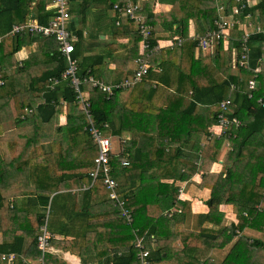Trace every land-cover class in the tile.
<instances>
[{
    "label": "trees",
    "instance_id": "1",
    "mask_svg": "<svg viewBox=\"0 0 264 264\" xmlns=\"http://www.w3.org/2000/svg\"><path fill=\"white\" fill-rule=\"evenodd\" d=\"M69 1L70 13L80 5L84 18L90 0ZM50 2L0 0V34L10 31L14 23L30 18L47 24L55 13L47 8ZM253 9L264 16V0ZM136 13L153 26L150 43L155 47L164 31L187 36L190 20L203 31L205 27L213 28L217 7L216 0H173L169 11L155 12L153 0H145ZM117 15L121 22L117 24L116 37L131 39L129 60L137 59L142 37L133 19ZM68 28L75 36L72 56L81 59L78 75L83 79L92 73L94 64L81 58L83 30L76 27L75 19L70 18ZM263 39L253 35L249 43ZM32 43H36V48L20 65L15 54ZM196 46L190 40L161 53L153 51L151 68L125 101L119 88L108 95L98 86L82 82L80 88L87 91L91 102L90 121L77 102L70 78L62 77L68 64L55 36L21 33L2 40L0 66L5 83L0 86V231L4 241L0 254L13 252V264H31L29 261L41 258L43 253L37 243L41 227L47 217V223L55 225L52 211L60 205L65 209L62 203L55 204V196L51 195L60 186L85 185L89 188L83 190L82 200L68 213L69 220L77 216L72 215L74 211L81 215L88 234L65 240L64 244L81 245L87 255L84 249L94 239L96 246L109 248L102 264H140L137 237L150 250V264H264V106L258 101L264 99V69L259 67L264 50L252 47V69L239 67L238 75L231 72L221 41L210 55L200 49L196 56ZM174 55L183 57L182 61L172 59ZM159 61L162 69L158 72L152 68ZM13 68L16 69L12 71ZM256 68L260 69L259 87L249 96L247 85ZM52 76L60 78L53 89L47 87ZM232 83L240 89L231 94L228 115L241 123L233 124L221 135L213 134L209 128L217 123L220 102L229 96ZM6 104H11L14 118L13 126L7 129L3 126L10 119ZM105 121L108 127L102 126ZM92 126L114 137L130 132V137L120 140L118 147L114 144L116 153L110 156L108 173L118 183L126 208L133 213L132 223L109 198L105 174L101 172L95 180L90 175L98 155ZM205 137L208 141L202 144ZM225 142H229V148L222 170L211 172ZM182 147H190L189 154L196 158L183 162L179 158L184 153ZM197 173H202L200 185L209 187L211 194L205 202L209 211L198 215L200 227L193 229L186 226L193 213L191 202L180 198L176 181L190 179ZM222 204L232 206L238 222L223 224ZM205 222L212 225L205 226ZM108 223H112L111 232ZM246 228L260 231L263 238L245 235ZM28 237L32 241L24 249ZM234 238L223 260L212 258L214 249L225 247ZM176 240L181 241L182 247L174 248ZM50 259V263H61L49 252L44 253V264Z\"/></svg>",
    "mask_w": 264,
    "mask_h": 264
},
{
    "label": "crops",
    "instance_id": "2",
    "mask_svg": "<svg viewBox=\"0 0 264 264\" xmlns=\"http://www.w3.org/2000/svg\"><path fill=\"white\" fill-rule=\"evenodd\" d=\"M112 1L113 0H90V2L86 5V13L84 18L81 12L79 11L81 9L80 5L77 6V9L75 8V10H72V16H71V19H75L76 27L78 29L83 30V37L81 39V43L79 44L81 45L80 47L82 53L81 58H88V63L94 64L93 71L90 74H92V76L96 80L102 81L108 85H113L122 80H125L126 78L131 77L137 67V62H136L137 59L129 60L130 53L128 52L130 46L132 45L131 39L129 37H116L118 36L116 35L117 26H118L117 19H119V21L121 22V18L117 17L118 15L115 12L114 8L110 6L111 5L110 3H112ZM144 1L145 0L136 1L137 4L139 5V9L141 8ZM229 1L232 4L234 3V0H222V2H224L225 4H227ZM260 1L261 0H253L251 5H249L246 8L243 14L249 13L251 17L249 19L242 18L243 22L240 25H236L234 28L231 29L230 33L232 34L233 38H231L228 41H221L223 50L226 53L227 62L231 68V72L237 73L238 75L240 74V71H239V66H237V59L240 54V49L238 48V45L240 44L236 38L242 35L248 29L246 23L247 20L253 23H257V21L260 19L259 22H263L264 16H260L259 11L257 9L252 10V8L257 6ZM118 2L120 1H116L115 3ZM172 6H173V0H165L163 2L158 0H153V10L155 12L169 11L172 8ZM124 22L125 21H123L122 24H124ZM204 31L198 28L194 20H190L189 32L188 35L185 37H188L192 34H202ZM160 34L161 37H159L157 40L158 49L155 51V53L157 52L161 53L162 50L170 47L169 45L170 40L174 39L177 36H182L179 33H175L174 31L172 32L164 31ZM251 43H252L251 45L250 43H248L250 50H252V47H258V46H260L264 50V39L251 41ZM217 45L218 44H216L214 52H205L203 50L202 51L205 55L213 54L217 51ZM35 48H36V43L27 44L15 54V58L17 59L20 65H22L23 60L26 59ZM199 50L200 49L196 46V51H195L196 56H198ZM139 51L141 54L142 52L141 41L139 44ZM171 55L173 54H170V56ZM40 58L42 59V57ZM172 59L180 63L183 57L179 55H174L172 56ZM79 60L81 61L80 57ZM79 60L77 59V61ZM260 62L263 63V64L261 63L262 65L260 64L259 66L262 70L264 69V57L262 58L261 61L259 60V63ZM159 64L160 61L158 62V65H156L155 67L153 66L152 69L159 72L162 69V66ZM232 66L236 67L237 69L233 71ZM14 69L16 68H13L12 71H14ZM258 87H259V82H258ZM131 89L132 88L127 90H122L121 93L122 101H125L129 98V93ZM6 111L9 114L10 119L4 122L3 126L4 128L7 129L8 128L6 127L7 125L13 126V124H11L12 120L14 123L13 108L11 104L10 105L6 104ZM62 117H63L62 119L65 118L64 115ZM209 130L213 134L221 135V129L219 128L217 123L212 125L209 128ZM129 137H130V132H124L122 136L116 135V138L119 140H124L125 138H129ZM207 141H208V137H205L201 143L205 144ZM228 148H229V142H225L224 148L222 152L219 154L217 161H215L210 168L211 172L219 173L222 170L223 167L222 162ZM182 149L184 153H181L179 158L183 162L186 161L191 162L196 158V157L193 158V156L189 154L190 147H182ZM181 169H184L183 164L181 165ZM201 181H202V173H197L193 177L187 180L176 181L177 186H180L179 189L180 190L182 189V192L180 191V198L188 199L191 202L193 213L192 216L189 219H187L186 226L193 229L195 228L199 229L200 227L198 215L209 211V207L205 202L210 197L211 190L209 187H202L200 185ZM88 188L89 186H85V185L74 188H69V186H60V189L56 190L51 195V198L55 196V204L62 203V205H65V209L63 210L60 208L61 206L60 205L59 209L57 210L55 209L54 211H52V213H54L53 217L56 220V224L53 225L51 223L49 224L48 222V229L52 234L51 247L48 250V252L50 253L51 256H54L59 260H61L60 264H102V262L105 261L104 256L109 254V248H106L103 244H98V246H96L94 244V239L90 241L87 249L86 248L84 249L87 255L83 253L81 249L82 248L81 245L66 246L64 244L65 240H74L75 238L81 239L86 234H88L87 232L88 227H86L85 225L86 222H84L81 215H78L77 212L74 211V214L72 215H77V216H75L72 220H69V215L71 213H68V211H71V208L75 205V203H79L82 200L83 190ZM18 200L20 202L22 199L19 198ZM10 201L11 202L14 201V198H11ZM220 209L225 214L223 224L238 222L236 213L234 212L231 205L222 204L220 206ZM204 225L211 226L212 224H210L209 222H205ZM107 228L108 231L111 232L112 223H108ZM243 233L245 235L253 234L255 236L253 235L252 236L255 238H263V233L251 228H246ZM235 240L236 238H234V240L230 244L226 245L223 248L214 249L211 254L212 258H214L216 261L223 260V258L225 257V255L228 253L231 246L235 242ZM3 241H4L3 233L2 231H0V244ZM31 241H32L31 237L25 239L24 249H26L29 246ZM173 246L174 248L175 247L180 248L182 247V243L180 240H176L173 243ZM8 254H14V253L8 252ZM49 261H53V260L52 259L48 260V264H56L55 262L50 263ZM29 262H31V264H39V259ZM0 264H8V263L1 261Z\"/></svg>",
    "mask_w": 264,
    "mask_h": 264
},
{
    "label": "built area",
    "instance_id": "3",
    "mask_svg": "<svg viewBox=\"0 0 264 264\" xmlns=\"http://www.w3.org/2000/svg\"><path fill=\"white\" fill-rule=\"evenodd\" d=\"M253 0H234L232 4L230 1L225 4L222 0H216L217 18L214 20L213 28H206L202 34H192L188 37L177 36L170 40V47L183 45L185 42L193 40L199 49L205 52H214L216 44L220 41H228L232 37L231 29L236 25H240L242 18L249 19V13L243 14L246 8L251 5ZM48 9L53 10L54 16L51 17L47 24H43L36 18H30L28 21L14 23L11 30L0 34V44L2 40L8 36H16L17 34L25 33L27 35H43L55 36L60 44V50L63 56L66 57L68 64L67 70L62 74L63 78H70V86L76 92V99L80 108L84 109L90 121H93L91 115V102L86 91L80 88L82 82H90L93 86H98L108 95H112L115 89L127 90L133 88L138 82L142 81L144 75L151 68L150 54L158 49V45L152 47L150 43V36L152 34L153 26L146 21V18L136 13L139 5L134 0H126L124 2L114 3L113 8L117 14L122 16L127 15L134 20L139 34L141 35V55L137 58V67L133 75L125 80H122L113 85L105 84L102 81L96 80L92 74H87L83 79L78 75V61L72 56L75 50L74 39L75 36L71 34L68 28V21L71 18L70 1L69 0H51ZM260 20V19H259ZM253 23L247 20L248 29L236 39L240 44V54L237 59V66L252 69L251 50L249 47V40L253 35H261L264 37V17L263 22ZM120 21L117 19V24ZM262 60L261 58L259 59ZM258 68L254 69L253 77L248 81L247 92L249 96L258 88ZM5 83L3 78V68L0 66V86ZM60 83V78L52 76L49 78L48 88H55L56 84ZM240 89L239 85L232 83L230 86V93L225 99L220 102V109L217 114V125L221 129V133L228 130L233 124L239 125L241 121L237 117H229L228 111L231 108L232 98L231 94ZM259 102L264 106V99L259 98ZM108 122L105 121L103 127H108ZM93 139L98 145V155L95 158V166L90 172V175L95 180L101 172L105 174L104 183L110 189L109 198L115 201V204L120 208V214L125 217L128 223L134 220L133 213L126 208V201L118 193V183L109 176L110 156L116 153L113 136L105 135L100 127L92 126L90 129ZM123 159V158H122ZM123 164H127L126 161ZM182 192V189L180 190ZM48 221V217H47ZM42 225L41 232L37 237L38 247L42 251V257L39 258V264H44V253L48 252L51 247L52 234L48 229V223ZM135 245L138 248V259L140 264H150V250L146 249L142 238L137 237ZM0 259L7 261L8 264L14 263V254L1 253Z\"/></svg>",
    "mask_w": 264,
    "mask_h": 264
},
{
    "label": "rangeland",
    "instance_id": "4",
    "mask_svg": "<svg viewBox=\"0 0 264 264\" xmlns=\"http://www.w3.org/2000/svg\"><path fill=\"white\" fill-rule=\"evenodd\" d=\"M72 14V13H71ZM237 68L236 67H233L232 66V70L233 71H235ZM9 105V104H8ZM63 118V117H62ZM62 122L64 123L65 121H64V119H62ZM11 124H13V120H12V122H11ZM6 127H8V128H11L12 126L10 125H7ZM112 140H113V142H115L114 144H115V146L116 147H118V145H119V142H120V140L119 139H117L116 137H112ZM120 146H121V143H120ZM47 213H49V209L47 210ZM253 234H247V236H250V237H253V236H255V235H253Z\"/></svg>",
    "mask_w": 264,
    "mask_h": 264
}]
</instances>
